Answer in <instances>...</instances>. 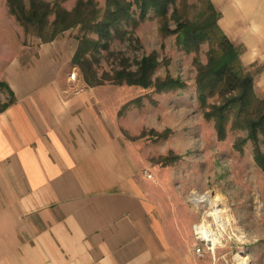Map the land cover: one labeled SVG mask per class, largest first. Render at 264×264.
I'll return each mask as SVG.
<instances>
[{"label":"crops","instance_id":"1","mask_svg":"<svg viewBox=\"0 0 264 264\" xmlns=\"http://www.w3.org/2000/svg\"><path fill=\"white\" fill-rule=\"evenodd\" d=\"M211 1L264 93V8L242 17ZM76 42L66 31L33 50L0 46L17 99L0 112V264H211L182 248L137 177L102 87L73 90Z\"/></svg>","mask_w":264,"mask_h":264},{"label":"rangeland","instance_id":"2","mask_svg":"<svg viewBox=\"0 0 264 264\" xmlns=\"http://www.w3.org/2000/svg\"><path fill=\"white\" fill-rule=\"evenodd\" d=\"M97 1L105 5V0ZM76 2L70 0L66 7L71 9ZM189 2L192 6L187 17L195 19L202 3ZM133 10H137L136 5ZM160 26L158 17L150 13L135 29L128 27L124 38L112 40L110 52L101 50L93 59V70L101 77L123 66L135 70L145 56L156 53L159 66L153 78L171 76L185 84L184 88L166 93L153 86L119 85L108 80L100 86L107 108L115 113L123 147L137 167V177L153 194L166 220L182 232V248L199 257L195 248L204 244L196 239L193 225L205 220L218 240L213 250H205L202 259L206 262L264 264V171L256 161L255 144L248 140L242 149L236 147L238 140L247 137L246 131L228 130L226 139L219 140L214 122L206 119L198 102L196 76L199 64L208 62L209 44H202L197 53H188L178 44L176 34L164 35ZM170 27H177L176 20L170 19ZM67 34L78 46L79 28ZM0 35V46L15 50H33L41 43L35 33H27L10 14L7 0H0ZM2 61L6 58L0 57ZM72 72L76 73L75 80L70 79ZM65 76L73 90L90 87L78 66L72 65ZM257 95L264 97V93ZM7 97V91L1 90L0 99L4 102ZM138 99L141 105L132 103ZM130 103L133 105L122 111ZM259 146L264 153L262 135ZM204 194L217 201L195 202L198 195ZM214 204L227 215L226 229L209 216L216 209Z\"/></svg>","mask_w":264,"mask_h":264},{"label":"trees","instance_id":"3","mask_svg":"<svg viewBox=\"0 0 264 264\" xmlns=\"http://www.w3.org/2000/svg\"><path fill=\"white\" fill-rule=\"evenodd\" d=\"M68 1L7 0V5L24 30L35 33L43 43L79 28L72 65L81 69V75L90 87L104 85L107 80L119 85L153 86L161 93L185 87L183 81L171 76L153 78L159 66L156 53L145 56L135 70L123 66L101 77L93 70L95 54L101 50L110 52L112 40L124 38L128 27L135 29L150 13L158 17L164 35H177L178 44L186 52L197 53L202 44L208 43V62L199 64L196 76L198 102L206 119L214 122L219 140L226 139L228 130L247 132V137L238 140L236 147L242 149L248 140H252L256 161L264 171V153L259 146L260 136L264 137V97L257 95L255 72L242 63L243 49L234 45L221 29L218 23L221 13L211 0H200L201 12L195 19L187 17L192 6L190 0H105L104 6L97 0H77L71 9L66 7ZM171 18L177 22L175 29L170 27ZM1 90L8 93L6 101L0 99V112H3L17 99L7 83L0 82ZM132 103L139 106L141 100ZM130 105L133 104L125 105L122 111Z\"/></svg>","mask_w":264,"mask_h":264},{"label":"bare ground","instance_id":"4","mask_svg":"<svg viewBox=\"0 0 264 264\" xmlns=\"http://www.w3.org/2000/svg\"><path fill=\"white\" fill-rule=\"evenodd\" d=\"M195 202H209L210 204H213V201H217V198L215 197L214 199H211V196L209 194H204V195H198L197 198L194 199ZM213 200V201H212ZM215 205V204H214ZM218 206V205H217ZM216 207V209H214L211 213H210V217H213L215 219V221L218 223V225L222 228V229H226L228 227V221L226 220V216L224 213L225 211L220 208V207ZM205 227H203L202 229H200V233L203 235V237L207 238L208 240H213L214 244L218 242L217 237H215L214 235H211L207 230L204 229Z\"/></svg>","mask_w":264,"mask_h":264},{"label":"built area","instance_id":"5","mask_svg":"<svg viewBox=\"0 0 264 264\" xmlns=\"http://www.w3.org/2000/svg\"><path fill=\"white\" fill-rule=\"evenodd\" d=\"M71 80H75L76 79V73L72 72L71 76H70ZM148 178H152V175L148 174L147 175ZM205 220H203L201 223H196L193 225V231L195 234L196 239L200 242H202L204 244L203 246H197L195 248V253L199 256L202 257L205 255V250H213L214 247V242L213 240H208L207 238L203 237V235L200 233V229H202L203 227H205L204 229L207 230L211 235L215 236V232L212 231V229L210 228L209 225H205Z\"/></svg>","mask_w":264,"mask_h":264},{"label":"clouds","instance_id":"6","mask_svg":"<svg viewBox=\"0 0 264 264\" xmlns=\"http://www.w3.org/2000/svg\"><path fill=\"white\" fill-rule=\"evenodd\" d=\"M233 7L242 15V17H247L251 15L257 7L264 8V0H232ZM252 32H260L261 29L254 23L251 25ZM256 53L253 51V56Z\"/></svg>","mask_w":264,"mask_h":264}]
</instances>
